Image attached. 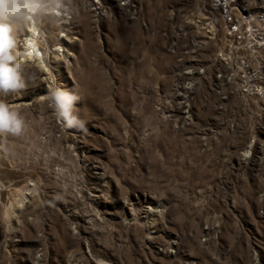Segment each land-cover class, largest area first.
Segmentation results:
<instances>
[{
    "label": "rangeland",
    "instance_id": "obj_1",
    "mask_svg": "<svg viewBox=\"0 0 264 264\" xmlns=\"http://www.w3.org/2000/svg\"><path fill=\"white\" fill-rule=\"evenodd\" d=\"M91 1L108 13L45 0L67 7L35 20L43 64L25 57V88L0 95L24 121L0 136V264H264V55L244 72L213 46L170 53L173 0Z\"/></svg>",
    "mask_w": 264,
    "mask_h": 264
},
{
    "label": "built area",
    "instance_id": "obj_2",
    "mask_svg": "<svg viewBox=\"0 0 264 264\" xmlns=\"http://www.w3.org/2000/svg\"><path fill=\"white\" fill-rule=\"evenodd\" d=\"M90 2L92 9L101 7L102 15L108 13L103 2ZM140 2L109 0L111 5L132 15L137 14ZM168 16L170 53L185 56L213 46L202 55L211 56L215 66H235L244 72L263 58L264 0H173Z\"/></svg>",
    "mask_w": 264,
    "mask_h": 264
},
{
    "label": "clouds",
    "instance_id": "obj_3",
    "mask_svg": "<svg viewBox=\"0 0 264 264\" xmlns=\"http://www.w3.org/2000/svg\"><path fill=\"white\" fill-rule=\"evenodd\" d=\"M61 7L59 2L45 0H0V95L17 93L25 88L22 75L25 57L32 58L35 53L37 63L43 64L40 53L36 51L35 28L30 29L33 36L26 38L24 51L17 49V32L42 15L58 16ZM77 99L74 91L55 86L49 89L50 107L67 128H84L85 122L74 113ZM23 130L24 121L20 114L0 101V136H19Z\"/></svg>",
    "mask_w": 264,
    "mask_h": 264
},
{
    "label": "bare ground",
    "instance_id": "obj_4",
    "mask_svg": "<svg viewBox=\"0 0 264 264\" xmlns=\"http://www.w3.org/2000/svg\"><path fill=\"white\" fill-rule=\"evenodd\" d=\"M61 5H62V8L63 9H66V7H67V5H66V3L65 2H62L61 3ZM93 13H94V15H96V16H101L102 15V11H101V7H93ZM29 31H30V29L31 28H35V30L37 31V26H36V24H35V21L33 22V23H30L29 25ZM35 31V32H36ZM38 33V32H37ZM29 37L28 38H31L32 36H33V33L30 31V34L28 35ZM35 38H36V35H35ZM37 39V38H36ZM36 51H38L39 53H40V56L43 58V53L41 52V51H39V48H37L36 49ZM35 54V53H34Z\"/></svg>",
    "mask_w": 264,
    "mask_h": 264
}]
</instances>
